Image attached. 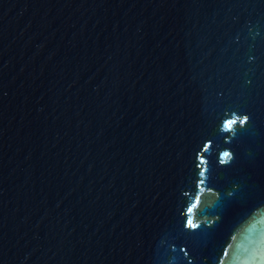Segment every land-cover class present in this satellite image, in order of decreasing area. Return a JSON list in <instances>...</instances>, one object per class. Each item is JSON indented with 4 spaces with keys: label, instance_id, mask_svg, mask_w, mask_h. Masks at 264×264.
Listing matches in <instances>:
<instances>
[{
    "label": "water",
    "instance_id": "1",
    "mask_svg": "<svg viewBox=\"0 0 264 264\" xmlns=\"http://www.w3.org/2000/svg\"><path fill=\"white\" fill-rule=\"evenodd\" d=\"M0 264H264V0H0Z\"/></svg>",
    "mask_w": 264,
    "mask_h": 264
},
{
    "label": "snow or ice",
    "instance_id": "2",
    "mask_svg": "<svg viewBox=\"0 0 264 264\" xmlns=\"http://www.w3.org/2000/svg\"><path fill=\"white\" fill-rule=\"evenodd\" d=\"M248 121H249V116H248V115H243V117L239 119V123H240L241 125L246 124ZM234 123H236V118L231 119V120H225V121H224V126L230 129L231 126H232ZM209 143H210V141H209ZM207 147H208V145L206 144V145H205V149H206ZM222 155L225 156V157H227V156H230L231 154H230L229 152H224ZM201 174H202V173H201ZM189 212H191V208L189 209ZM186 226H187V227H191V228H196V227H197V225L194 224V223L192 222L191 219H188V220H187V224H186Z\"/></svg>",
    "mask_w": 264,
    "mask_h": 264
}]
</instances>
